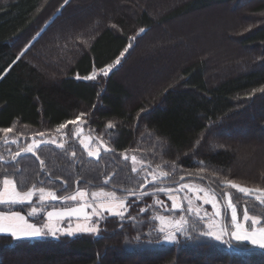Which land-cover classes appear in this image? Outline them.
Returning <instances> with one entry per match:
<instances>
[{
  "label": "trees",
  "instance_id": "trees-1",
  "mask_svg": "<svg viewBox=\"0 0 264 264\" xmlns=\"http://www.w3.org/2000/svg\"><path fill=\"white\" fill-rule=\"evenodd\" d=\"M85 1L0 0V129L13 128L0 133V188L8 177L19 190L43 187L59 200L87 186L110 187L130 194L127 209L104 215L98 234L16 239L0 233V264H264V248L204 236L200 217L190 216L176 240L164 243L157 217L182 213L160 186L201 180L222 200L231 196L239 211L264 218L258 193L245 195L225 182L264 189V160L256 159L262 154L241 155L244 145L257 146L256 135L264 138V92L258 91L264 88V0H182L166 11L164 0H104L112 11H130L103 17L97 10L83 23L62 24ZM216 7L237 20L223 38L236 43L227 48L244 50L239 59L211 73L206 59L191 60L149 80L144 93L131 92L127 76L147 71L146 60L159 67L160 53L146 55L153 36L174 34L178 19ZM183 41L182 35L175 44ZM175 44L162 49L173 52ZM108 65L104 76L99 70ZM93 72L95 80L84 79ZM60 124L66 127L57 131ZM236 126L248 129L247 136ZM83 135L101 144L98 158L88 156ZM33 141L35 154L21 152ZM3 206L27 212L33 204Z\"/></svg>",
  "mask_w": 264,
  "mask_h": 264
},
{
  "label": "rangeland",
  "instance_id": "rangeland-1",
  "mask_svg": "<svg viewBox=\"0 0 264 264\" xmlns=\"http://www.w3.org/2000/svg\"><path fill=\"white\" fill-rule=\"evenodd\" d=\"M141 1L144 2V0H141ZM172 1L174 0H164L165 5L160 4L162 5L161 6L162 8L164 6L166 7L165 10L163 9L164 11L173 9V7L177 5L179 2H181L182 0H176L175 2H172ZM83 3L85 5H82V4L81 5L84 7H81L80 5H78L79 7L78 10H72L69 13H67L62 24L64 23V25L67 24L68 26H70L71 24H75L77 22L83 23L84 21L82 22V18L84 17L87 18L89 14L91 13L93 14L97 10H98V14H100L103 17L115 16L123 10L127 12L130 11V10L129 11L125 10L126 8L124 6H118V7L116 6L113 8V11H112L111 8L109 7V4L107 5L106 2H104V0H89ZM136 6H139V4H137ZM156 8L158 7H155L154 9L156 10ZM213 9H214V12L205 11L204 14L198 13V14H193L191 16L187 15L183 17L182 19H178V21H176L175 23L171 22L172 27L175 30L174 34H170L168 32H161V33H156L157 36H153V39H155L156 41L154 44H152V46H158V47L155 51L152 49V46H150L151 48L149 50H146V55L151 59L152 58L157 59L160 53L161 58H160V62L158 63L159 67H155V68L149 67L147 64L148 60H146L143 65L144 67H146V69H148L147 71H145V68L139 69V71L137 72V75L134 76L135 78L133 80L131 79V75L127 76V79H128L127 83L130 84L129 82H132L131 85L129 86L131 92L138 94V95L141 93H144V90L149 87V84H151L149 80L159 79L163 77L165 74L171 73L175 69L177 70L178 67H182L186 65V63L190 62L191 60L193 61L195 59L197 60L200 58L206 59L208 63H211L206 66V71L208 73V71L211 70L209 72L211 73L212 70H214L213 69L214 67L220 68V66H222L223 64L225 65L226 62H228V60L232 59V62H236L239 59V57L241 56L240 52L244 50L234 52L230 48H227V45H230V44L236 45V43H234L233 40H231L230 41L231 43H230L228 42L229 38L228 40H225L223 38L224 32H226L227 36L230 37L228 32L230 30L231 31L234 30L233 28L237 29L236 26L238 25V23H237L235 16H233L232 14L231 15L228 14L225 7L223 8L216 7ZM156 14H158V12H156ZM155 19H157L156 16H155ZM59 27H61V24L58 26V28ZM190 32L193 33L191 34L193 37H196V39H194L195 42H192L191 44H190ZM182 35L185 37L186 41L181 42V44H177V43L175 44V42H177L178 39ZM150 38H152V35L148 37L146 41L149 42ZM170 44L177 45V48L176 47L171 48V49H175V50H172L173 52H171V50L169 49H165V50L162 49L163 46L166 47L167 45H170ZM148 45H151V44H148ZM219 45L221 47H218ZM237 49H240V47L238 46ZM164 52H166L167 54H164ZM209 53L211 55H207ZM206 55L209 56L208 57L209 59L205 57ZM173 59H175V63L172 64V61H174ZM210 59L211 61L215 63L209 62ZM142 73L148 74L149 77L145 79H143V77L138 78V76H140ZM140 78H142V80H139ZM247 130L245 127L242 126L241 128L239 127V130H237L236 133H240V135L246 137L248 133ZM81 133L83 132L81 131ZM83 137H84L83 140L85 141V143H88L89 145H91V149L95 150L96 148L99 147V149L101 150V144L99 142H97L96 144V142L94 143L93 140H91L89 136L83 135ZM254 141L257 146H250L246 143L247 145H244V147H242V149L245 150L243 152L241 151L242 158H243V155L244 157H246L250 155L252 156L253 154L255 155L262 154V157L258 156L256 158L257 161L262 162L264 160L263 159L264 158V152H263L264 151V138H261V136L256 135ZM259 151L260 153H258ZM252 159L254 160L255 157H253ZM152 180H156V178L153 177ZM182 184H187L193 188H203L208 193L209 197L214 195L217 201V205L221 210V216L219 217L215 216L214 214L215 210L213 209L210 203L205 204L203 203V199H196V193L190 192L189 189L187 188L181 189L180 186ZM34 189H39V188H34ZM81 189L87 191L88 193V195L84 197L83 199H81L80 197H77L76 200L60 198L59 200H55V201H51V199L42 201L40 199L39 192L37 191L30 201L18 203V204L32 203L33 206L28 207L27 212H24L22 210H9L7 209L8 206H3L5 204H0V211L20 212L21 215L25 216V218L28 220L29 223L35 224L38 227H41L45 224H51L53 227H57L62 230L60 232H57L55 236L51 234H46V235H41L38 237H25V236H21L19 238L14 237L16 239H36V238H58L62 235H67L66 231H63V230H66L68 228L75 229L78 225L89 226V227L96 226L99 229V220L104 215H109L110 214L109 212L101 211L100 209H97V211H100V216H96V215H92L93 208L88 207V208H84L83 212H80L77 214H66L63 217H59V218L54 216L51 219V221H49L48 216H47V213L49 211H61L64 209L79 208L83 206L85 203L93 204L95 206L96 204H99L106 199V198H96L94 200L93 197L91 196V193L94 191H99L103 189L106 192H114L116 194L117 199H123L126 202V206L123 209L117 208V211H120L124 214L127 209V200L130 195L129 193L120 192L110 187L87 186ZM161 189H163V191L167 193L168 197L175 196L176 202L182 205L179 208L182 210V213L178 217H174L170 215H163V214H160L157 216V217L163 216L166 218L165 225H162L161 221L158 219L159 228H161L162 226L165 227V231L163 232L162 242L171 243L176 240L178 232H175L174 228L169 225L171 222L179 220L181 216L185 217L186 220L190 216L200 217L201 219L204 220L207 231L209 230L210 222H214V225H215L214 230L219 231L221 228H224L227 231V234L222 237L221 239L222 241H224L226 237H231L232 239H234L231 235L232 231L234 230L232 222H231V210L227 208V202L229 198L228 195L224 197V200H222L215 191H213L208 185H206L201 180L200 181L190 180L189 182L188 181L182 182L178 184L177 186H172V185L160 186L157 190L161 191ZM79 190H76L72 194L67 195L65 197H70L72 195H75ZM21 191H27V190H21ZM204 195H205L204 192L199 193V196L201 198H203ZM185 196H188L190 199H192V202H193L192 207L194 209L195 208L199 209V215H197L195 211H189V204H188V201L184 199ZM33 208L38 209L37 213L34 215H29V213H31ZM85 213H87L88 216H86ZM237 213H238V222L243 223V211H239V209L237 208ZM226 219H227V222H226ZM248 224L250 227L251 226L250 222H248ZM45 232H47V229H45ZM83 232L84 231L74 232L73 235L78 234V233H83ZM98 232L96 234H98ZM169 233H174L175 238L172 240L166 239L165 237ZM4 234H7V233H4ZM234 240L238 241L236 239ZM240 242L251 243L250 241H240Z\"/></svg>",
  "mask_w": 264,
  "mask_h": 264
},
{
  "label": "snow or ice",
  "instance_id": "snow-or-ice-1",
  "mask_svg": "<svg viewBox=\"0 0 264 264\" xmlns=\"http://www.w3.org/2000/svg\"><path fill=\"white\" fill-rule=\"evenodd\" d=\"M65 4L68 3V0H64ZM141 32L144 31V29H140ZM131 47V45H129ZM127 51V48L124 50ZM23 55V53H21ZM123 55V53H121ZM19 58V57H18ZM116 64L120 63V60L117 59ZM113 65H108L106 68H101L99 71L103 73L104 76H107L109 72L111 71ZM84 79L87 80H95L96 79V73L93 72L92 75L84 77ZM258 91L264 92V88L258 89ZM84 114H81L83 116ZM80 117H77V120H79ZM68 123H75V121H69ZM113 125L109 123L108 127L111 128ZM66 127L65 124H60L57 131L64 129ZM13 131L12 127L9 128H3L0 129V133H4L7 135L8 133H11ZM40 136H43L44 133H39ZM55 143V141H52ZM81 144H83L84 148L87 150V154L90 157H99L100 156V149L99 147L95 150L91 149L89 147L88 143H85L84 140L80 141ZM103 146V145H102ZM39 145L33 141L32 143L28 144L26 147H23L21 149L22 152L25 153H33L35 154L34 150L38 148ZM60 147H64L63 144L60 145ZM107 150V149H106ZM20 152L16 153V156H19ZM75 155V153H73ZM127 158V157H125ZM15 159V157H13ZM133 163L136 162V157H132ZM41 164H43V161H41ZM133 171H136L135 168H133ZM161 175H167V173H161ZM228 186H230L233 189H237L240 193H243L245 195L251 194L253 192L258 193L255 196V200L258 201L261 205H264V189L262 188H256V189H250L248 187L241 186L239 184H236L232 180H226L225 181ZM181 189L187 188L190 192L196 193V199H203V203L205 204H211L213 209L215 210V216L219 217L221 216V210L217 205V201L214 195L209 197L208 193L203 188H193L187 184H182L180 186ZM39 192L40 199L43 200H57L58 197L56 193L51 189H45L43 187L39 189L30 188L27 191H21L18 190L17 184L13 179H10L8 177H5L2 180V188H0V204H16V203H22L25 201H30L32 197L36 194V192ZM163 191V189H161ZM200 192H204L205 195L203 198L199 196ZM88 195L87 191L81 189L79 190L75 195H72L70 197H61V199H71L76 200L77 197H80L83 199ZM91 196L95 200L96 198H106L104 201H102L99 204H96L95 206L93 204H87L85 203L83 206L79 208H72V209H64L61 211H49L47 213L49 221L55 216V217H63L66 214H77L84 211V208L91 207L93 208L92 215L100 216V211H97V209H100L101 211H107L110 214L113 215H123L122 212L117 211V208L123 209L126 206V202L123 199H117L116 194L114 192H106L103 189L99 191H94L91 193ZM172 201V207L174 209L180 208L182 205L178 204L176 202L175 196L169 197ZM184 199L188 201L189 204V211H195L197 215H199V209L192 207V199H190L188 196H185ZM227 208L231 210V222L233 225L234 230L232 231L231 235L234 239L238 241H250L253 245H258L261 248H264V224H262L261 217H258L256 215H251L249 210L247 208L243 211V223L238 222V213H237V207L233 203L231 196L228 198L227 202ZM38 209L33 208L31 213L29 215L36 214ZM86 216H88L87 213H85ZM90 218V217H89ZM158 219L161 221L162 225L166 224V218L161 216L158 217ZM248 222H250V227ZM187 223V220L185 217L181 216L179 220L171 222L169 226L173 227L175 232H180L183 230V226ZM215 225L214 222H210L209 224V230L203 232L202 234L204 236L214 237L216 240H221L224 235L227 234V231L224 228H221L219 231L214 230ZM45 229H47V232H45ZM62 231L60 228L53 227L51 224H45L41 227H38L35 224L29 223L28 220L25 218V216L21 215L20 212L15 211H0V233H7L10 234L12 237L19 238L21 236L25 237H38L41 235L51 234L55 236L57 232ZM67 235H73L74 232H91V233H97L99 231L98 227L96 226H80L78 225L75 229L68 228L66 230ZM161 232L165 231V227L160 228ZM166 239L172 240L174 239V233H169L166 237Z\"/></svg>",
  "mask_w": 264,
  "mask_h": 264
},
{
  "label": "water",
  "instance_id": "water-1",
  "mask_svg": "<svg viewBox=\"0 0 264 264\" xmlns=\"http://www.w3.org/2000/svg\"><path fill=\"white\" fill-rule=\"evenodd\" d=\"M21 152H22V151H21ZM21 152H20V153H21Z\"/></svg>",
  "mask_w": 264,
  "mask_h": 264
}]
</instances>
